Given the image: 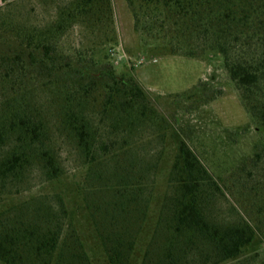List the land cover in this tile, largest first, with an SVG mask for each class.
I'll return each instance as SVG.
<instances>
[{"label":"trees","instance_id":"trees-1","mask_svg":"<svg viewBox=\"0 0 264 264\" xmlns=\"http://www.w3.org/2000/svg\"><path fill=\"white\" fill-rule=\"evenodd\" d=\"M125 1L134 30L165 42L170 55L194 58L212 50L221 56L246 112L264 135V0ZM8 18L0 9V42L15 50L11 55L0 49V203L8 188L23 183L34 166L49 181L62 174L51 146L48 117L31 101L36 87L52 91L59 102L60 125L90 171L105 180L100 168L108 171L113 161L117 165V154L124 149L132 152L137 144L134 136L141 129L163 121L133 67L117 73L111 65H103L94 72L101 66L99 61L80 54L72 57L61 46L62 38L78 22L95 26L106 19L111 28V0H65L44 27L16 24ZM76 74L79 79L74 80ZM94 115L112 134L109 141L101 140ZM131 161L123 168L114 165L104 185L93 188L92 202L86 199L109 264H129L147 216L151 196L147 185L156 164L139 163L135 171ZM250 163L255 169L264 165V147ZM245 169L240 165L232 176ZM169 186L172 193L165 197L143 264H189L186 259L194 250L205 255L204 264L211 259L212 264H238L237 258L264 227V217L255 226L246 219L210 220L206 199L213 187L220 191V186L183 141ZM99 189L100 201L95 193ZM55 198L54 204L35 197L0 211V262L91 264L79 238L69 232L63 200ZM252 204L261 216L264 194L256 192ZM257 257L255 253L250 260Z\"/></svg>","mask_w":264,"mask_h":264},{"label":"rangeland","instance_id":"rangeland-1","mask_svg":"<svg viewBox=\"0 0 264 264\" xmlns=\"http://www.w3.org/2000/svg\"><path fill=\"white\" fill-rule=\"evenodd\" d=\"M64 2L11 0L0 4V9L11 22L44 27L54 19L56 8ZM111 2V28L107 26L106 19L95 26L78 22L62 38L61 46L72 57L80 54L88 60L99 61L101 66L93 69L94 72L103 65H111L117 73L133 67L132 73L147 91L154 109L163 120L152 128L141 129L134 136L137 144L133 146L132 152L121 150L115 159L122 168L126 163L129 165V160H133L135 171H139V163L143 166L156 164V170L147 185L151 195L147 216L129 264H143L158 226L165 197L172 193L169 177L182 141L220 186V191H215L213 187L206 199L207 217L219 223L246 219L255 226L257 219L264 217V212L261 216L257 215L256 207L252 204L256 192L264 194V165L260 164L255 169L250 161L264 147V135L246 112L221 56L212 50L199 53L194 58L170 55L164 46L165 42L134 30L132 14L125 0ZM114 38L115 41L110 42ZM0 49L11 55L15 52L14 48L2 42ZM73 79H79V76L76 74ZM31 101L48 117L52 128L51 146L62 174L58 179L49 181L39 167H32L23 183L8 188V195L0 203V211L35 197H45L54 204L55 197L59 196L68 212L67 223L71 225L69 232L79 238L89 262L109 264L86 207V199L92 202L93 188L104 185L116 163L110 162L108 171L100 168L105 180L97 178L90 171L75 142L60 125L59 102L52 91L36 87ZM92 117L96 127H100L101 140L109 141L112 134L106 124L99 122L98 115ZM111 151L109 148V153ZM243 164L245 171L239 176H232ZM110 180L116 182V178ZM100 191L95 192L98 201L103 197ZM255 253L258 257L250 260ZM204 259L205 255L201 256L200 252L194 250L186 261L189 264H204ZM236 261L238 264H261L264 261V227ZM206 264H212V259Z\"/></svg>","mask_w":264,"mask_h":264},{"label":"crops","instance_id":"crops-1","mask_svg":"<svg viewBox=\"0 0 264 264\" xmlns=\"http://www.w3.org/2000/svg\"><path fill=\"white\" fill-rule=\"evenodd\" d=\"M11 0H0V4H3V3H6V2H9Z\"/></svg>","mask_w":264,"mask_h":264}]
</instances>
